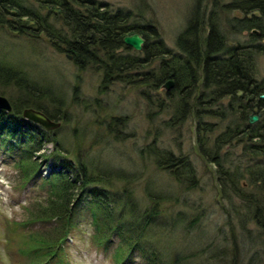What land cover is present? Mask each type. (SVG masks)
Returning <instances> with one entry per match:
<instances>
[{"label": "rangeland", "instance_id": "obj_1", "mask_svg": "<svg viewBox=\"0 0 264 264\" xmlns=\"http://www.w3.org/2000/svg\"><path fill=\"white\" fill-rule=\"evenodd\" d=\"M106 1L115 9L133 10L134 20L140 23L154 24L171 47L176 48L177 35L186 26L197 4L199 10L207 9V17L213 7L218 10L230 44L252 42L250 30L240 33L229 30L227 16L243 15L238 8L222 11L225 3L231 0ZM121 50L135 53L139 49L129 45ZM256 57V66L263 74L264 53H258ZM0 58L21 64L39 83L48 85L57 99H64L61 104L55 98L50 103L48 98L46 103L51 109L62 105L69 111L68 119H61L62 124L52 129L56 132L59 148L54 141L46 142L41 149H37L38 143L30 148L31 157L43 161L41 175L37 177L27 179L21 166L24 161L28 163L30 156L23 161L21 149H8L9 143L6 146L0 143V264L32 261V256L23 251V247H27L25 240L32 232L48 233L53 227L50 222H27V218L31 209L48 204L57 194L55 191L59 187L45 183L43 178L54 170H63L60 162L55 163V151L78 165L84 161L98 174L113 171L116 176L115 182L110 184L115 186L112 190L123 191L122 188L128 187L122 195L133 196L135 209L139 212L153 204L148 190L154 195L159 194L154 197L158 200L154 204L159 213L144 229L140 243L155 249L163 259L162 263L264 264V231L250 211V198H246L261 194L260 185L251 179L254 172L251 166L257 164L259 157L246 151L244 142L239 140L222 146L215 159L225 163L226 170L237 166L245 170L244 176L232 186L228 181L222 182L219 164L202 153L199 143V131L213 139L224 130L233 114L224 118L205 116L203 126L208 128L204 132L198 130L193 113L168 126L174 102L163 85L155 89L144 83L142 70L136 72L133 81H115L103 87L102 71L92 66L79 68L67 52L52 44L47 35L36 38L1 21ZM77 84H80V93L76 98ZM0 93L12 101V96L18 97L20 92L12 85L0 84ZM160 101H163L161 105ZM229 102L227 96L219 106L214 104L212 107H226ZM257 114L260 118L263 112ZM5 135L8 136L6 132ZM8 138L10 142L14 140L11 136ZM152 144L170 150L176 159L182 158L189 163L192 172L185 171L182 180L177 179L149 154L148 147ZM213 144L210 141V152H216ZM121 173L125 174L124 179L120 178ZM59 181L63 180L59 178ZM83 198L84 201L73 210L76 223L64 244V251L55 256L51 264H58L61 258L65 264H117L116 252L122 236L109 230L112 241L108 246L102 245L96 234L98 223L90 208V192L83 194ZM128 218L133 219L134 215ZM132 255L129 261L120 264L147 262L139 249Z\"/></svg>", "mask_w": 264, "mask_h": 264}, {"label": "trees", "instance_id": "obj_2", "mask_svg": "<svg viewBox=\"0 0 264 264\" xmlns=\"http://www.w3.org/2000/svg\"><path fill=\"white\" fill-rule=\"evenodd\" d=\"M225 5L222 11L238 8L243 13L227 16L229 30L234 33L250 30L251 43L238 41L230 44L222 29L218 10L213 7L207 17V9L199 10L198 4L186 26L178 33L176 48L165 43L154 24L140 23L134 20L133 10L115 9L106 0H0V21L36 38L47 35L58 50L72 55L79 68L92 66L102 71L103 87L115 81H133L136 72L141 70L144 83L151 88L159 89L167 80L173 79L174 85L167 91L174 102L168 126L193 113L198 121V130L206 131L208 127L203 126L205 116L224 118L233 114L224 130L213 139L199 131V143L202 153L219 164L222 182L228 181L232 186L244 176L245 170L240 166L226 170L225 163L215 159L220 155L222 146L239 140L244 142L246 151L259 157L257 164L251 166L252 172L254 169L251 179L260 185L261 194L246 198H250V211L264 231V97L261 96L264 93V73L261 74L256 66L257 54L264 53V0H231ZM135 32L146 38L144 48L135 53L122 51V47L129 46L125 36ZM0 84L12 85L20 92L18 97L12 96V110L0 108V143L3 146L9 143L8 149H21L23 161L30 156L28 163L24 161L21 166L26 178L32 179L41 175L43 163L29 154L34 143H38L37 149L49 141H54L58 148L60 145L56 132L26 118L24 109L34 106L56 120H67L68 107L61 105L51 109L46 103L48 98L50 103L54 98L59 103L64 99H57L51 88L39 83L27 68L4 58H0ZM76 89L77 98L80 84L76 85ZM227 96L230 102L226 107H212L214 104L219 106ZM252 112H263V115L252 122L249 120ZM9 136L13 137L12 142ZM210 141L214 143L216 152L208 150ZM150 146L148 152L155 156L156 163L177 179L182 180L185 171L192 172L189 163L182 158L176 159L170 150L155 144ZM54 154L55 163L60 162L63 170L53 169L50 176L43 178L45 183L59 187L55 191L57 194L51 197L48 204L31 209L27 218V222L53 223V227L48 233L32 232L25 240L27 247L24 246L23 251L33 258L26 264H51L55 256L61 255L76 223L73 210L84 201L83 194L87 192H90V208L98 223L96 234L100 243L104 246L111 243L109 230L122 236V243L116 252L117 264L129 261L136 249L141 250L147 259L141 264H164L155 249L140 243L144 229L159 213L154 204L158 202L154 197H159V194L154 195L148 190L153 204L139 212L135 209L134 197L122 195L128 187L122 188L123 191L112 190L115 186L110 184L115 182L116 176L113 171L101 175L92 171L84 161L78 165L70 158L60 157L57 151ZM58 177L63 181H59ZM120 178L124 179L125 174L121 173ZM132 215L133 219L128 218ZM63 261L61 258L58 264H65Z\"/></svg>", "mask_w": 264, "mask_h": 264}, {"label": "water", "instance_id": "obj_3", "mask_svg": "<svg viewBox=\"0 0 264 264\" xmlns=\"http://www.w3.org/2000/svg\"><path fill=\"white\" fill-rule=\"evenodd\" d=\"M125 42L131 46H134L135 48L139 50H142L144 48L146 38L140 32H135V33L126 35ZM70 57H72L71 54H70ZM173 85H174L173 79H169L165 83H163V86L166 87L167 90L173 87ZM261 96L264 97V93H262ZM0 108H5L7 110L13 109V103L11 99L7 95L1 94V93H0ZM24 115L26 118L32 119L44 125L48 129H56L62 124L60 120H56L52 118L48 113L34 106L26 107L24 109ZM258 118H259L258 114L252 113L250 115L249 120L255 121Z\"/></svg>", "mask_w": 264, "mask_h": 264}, {"label": "bare ground", "instance_id": "obj_4", "mask_svg": "<svg viewBox=\"0 0 264 264\" xmlns=\"http://www.w3.org/2000/svg\"><path fill=\"white\" fill-rule=\"evenodd\" d=\"M94 71V70H93ZM110 85H111V83H110ZM78 157V156H77ZM77 160H79L78 158H77Z\"/></svg>", "mask_w": 264, "mask_h": 264}]
</instances>
